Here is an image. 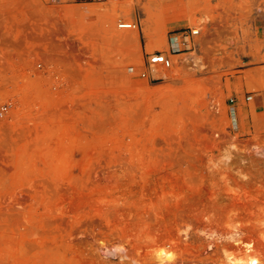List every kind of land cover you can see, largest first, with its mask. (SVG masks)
Returning a JSON list of instances; mask_svg holds the SVG:
<instances>
[{"label":"rangeland","instance_id":"1","mask_svg":"<svg viewBox=\"0 0 264 264\" xmlns=\"http://www.w3.org/2000/svg\"><path fill=\"white\" fill-rule=\"evenodd\" d=\"M4 103L0 264H264V0H0Z\"/></svg>","mask_w":264,"mask_h":264},{"label":"built area","instance_id":"2","mask_svg":"<svg viewBox=\"0 0 264 264\" xmlns=\"http://www.w3.org/2000/svg\"><path fill=\"white\" fill-rule=\"evenodd\" d=\"M94 2H102L104 0H92ZM135 24L134 23H128V24H119L118 28H122V29H131L134 28ZM199 30L195 31L193 29H189L188 32L186 30H181L176 32L175 34H173L170 38H169V51L172 52L173 54L179 53L182 51V47L183 45H185L186 42V38H188L189 36H194L196 34H198ZM156 64H161L164 67L168 68L171 66V59L164 54L163 52L160 51H154L153 53L148 55V65H156ZM40 66V63H39ZM142 75H145V73L143 72ZM11 104L9 103H4L2 105H0V117L5 116L8 111L10 110Z\"/></svg>","mask_w":264,"mask_h":264},{"label":"bare ground","instance_id":"3","mask_svg":"<svg viewBox=\"0 0 264 264\" xmlns=\"http://www.w3.org/2000/svg\"><path fill=\"white\" fill-rule=\"evenodd\" d=\"M86 7L84 8L83 7V10L85 9L86 11H91L90 9H88L87 8V6L88 5H85ZM123 23H125V24H128V23H131V22H120V23H118V25L119 24H123ZM146 23H147V20L146 19H144L142 22H141V24H142V26H144L143 27V30H146ZM118 25H117V27H118ZM136 27V25L134 26V29H126L128 32H116L115 33V37L116 38H118L119 40H123V41H126V40H129L131 37H134V35H136V33H137V29L135 28ZM193 30H195V31H197V29H193ZM127 33V34H126ZM145 36H146V39H147V41H146V43L147 44H149V42L151 43V34L149 33V32H145ZM189 46V45H188ZM151 74H152V76L153 77H155V78H167L168 77V70L166 69V68H163V67H161L160 65H152V67H151ZM238 235V232L237 231H234V232H232L231 234H230V236H229V239H234L236 236ZM211 235H207V238H209ZM207 246L208 247H211V243H210V241L208 242V244H207ZM112 250V249H111ZM124 249H123V247H121V253L120 254H123L125 257H123V259L124 258H126V259H130L131 261H132V263L133 264H137L138 262H136L132 257H130V255H128V253L126 254V253H123L122 251H123ZM126 251V250H125ZM105 253V252H104ZM115 253V252H114ZM108 255V254H107ZM114 255V254H113ZM115 255H117V254H115ZM118 257V256H117ZM121 258V257H120Z\"/></svg>","mask_w":264,"mask_h":264}]
</instances>
